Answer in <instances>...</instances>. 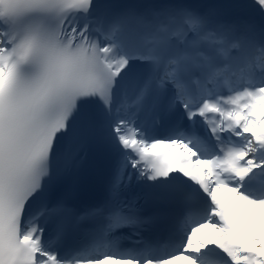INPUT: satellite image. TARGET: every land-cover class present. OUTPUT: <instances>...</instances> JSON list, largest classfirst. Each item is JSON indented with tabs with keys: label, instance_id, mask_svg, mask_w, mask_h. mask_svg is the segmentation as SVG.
Here are the masks:
<instances>
[{
	"label": "snow or ice",
	"instance_id": "6c2138e0",
	"mask_svg": "<svg viewBox=\"0 0 264 264\" xmlns=\"http://www.w3.org/2000/svg\"><path fill=\"white\" fill-rule=\"evenodd\" d=\"M0 264H264V0H0Z\"/></svg>",
	"mask_w": 264,
	"mask_h": 264
}]
</instances>
